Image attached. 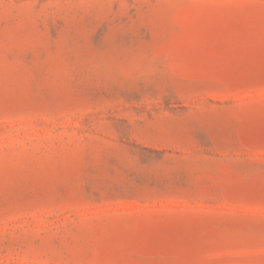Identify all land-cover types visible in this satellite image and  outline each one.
I'll list each match as a JSON object with an SVG mask.
<instances>
[{
    "label": "rangeland",
    "instance_id": "374dc122",
    "mask_svg": "<svg viewBox=\"0 0 264 264\" xmlns=\"http://www.w3.org/2000/svg\"><path fill=\"white\" fill-rule=\"evenodd\" d=\"M0 264H264V0H0Z\"/></svg>",
    "mask_w": 264,
    "mask_h": 264
}]
</instances>
